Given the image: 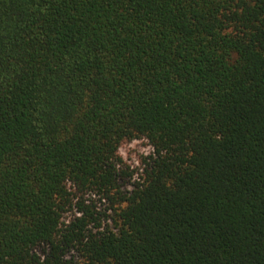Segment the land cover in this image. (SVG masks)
Returning <instances> with one entry per match:
<instances>
[{
	"label": "trees",
	"instance_id": "obj_1",
	"mask_svg": "<svg viewBox=\"0 0 264 264\" xmlns=\"http://www.w3.org/2000/svg\"><path fill=\"white\" fill-rule=\"evenodd\" d=\"M0 264H264V0H0Z\"/></svg>",
	"mask_w": 264,
	"mask_h": 264
},
{
	"label": "rangeland",
	"instance_id": "obj_2",
	"mask_svg": "<svg viewBox=\"0 0 264 264\" xmlns=\"http://www.w3.org/2000/svg\"><path fill=\"white\" fill-rule=\"evenodd\" d=\"M148 149L141 141H135L133 144L129 145L128 147L124 148L125 155L129 156L132 155V157L136 156V152L140 150ZM131 158V157H130ZM133 160V158H132Z\"/></svg>",
	"mask_w": 264,
	"mask_h": 264
}]
</instances>
